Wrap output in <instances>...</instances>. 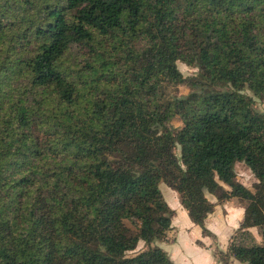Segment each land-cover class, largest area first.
I'll list each match as a JSON object with an SVG mask.
<instances>
[{
    "label": "trees",
    "instance_id": "1",
    "mask_svg": "<svg viewBox=\"0 0 264 264\" xmlns=\"http://www.w3.org/2000/svg\"><path fill=\"white\" fill-rule=\"evenodd\" d=\"M261 106L264 0H0V264H174L162 184L264 264Z\"/></svg>",
    "mask_w": 264,
    "mask_h": 264
},
{
    "label": "crops",
    "instance_id": "2",
    "mask_svg": "<svg viewBox=\"0 0 264 264\" xmlns=\"http://www.w3.org/2000/svg\"><path fill=\"white\" fill-rule=\"evenodd\" d=\"M175 198L176 197H174L173 200V208L169 205L176 212V215L173 218V223H172L173 232L171 234L170 242H165L170 246L171 245L175 246L173 248L176 249L172 251L173 253L172 257L174 260H176L175 262L177 264H223L219 262L218 258L215 255V251L217 249L223 252L227 251L231 237L235 234L236 230L240 227L243 221L244 209L240 207H236L232 203H228L225 206L219 207L216 213L209 217L210 226L209 228L208 227L207 228L216 237V245H214V243L212 242L213 238L203 236L202 229L191 221L187 210L181 205L179 198L176 200ZM211 200L213 202L216 201L213 197L211 198ZM179 213H181L183 219V224L181 225L178 219ZM230 217L233 220L232 222L235 223L233 226H231L232 229L228 228L227 220L228 219L230 220ZM214 220H217V222L220 224V225L218 224V227L214 224ZM252 229L255 230V228ZM252 229H250V232H252ZM233 231L234 233H232ZM255 234L258 238V241L260 242L261 239L259 233H257L256 231ZM183 239H189V242L191 244H195L197 246V248H194L195 258L187 259L183 255V250L181 247V240ZM198 241H200L203 244V246L199 245ZM230 264H242V263L233 260Z\"/></svg>",
    "mask_w": 264,
    "mask_h": 264
},
{
    "label": "rangeland",
    "instance_id": "3",
    "mask_svg": "<svg viewBox=\"0 0 264 264\" xmlns=\"http://www.w3.org/2000/svg\"><path fill=\"white\" fill-rule=\"evenodd\" d=\"M178 68L180 70V72L184 75V77H194L197 73V70L194 69V68H191L185 64H183L182 62H179L178 63ZM189 92V89L187 87H180L179 88V95H186L188 94ZM262 109H264L263 106H261ZM174 125L175 126H181V122L179 121V119H176L174 120ZM237 172L239 174V179L242 181V183L248 187V188H251L252 187V184H253V177H252V173L250 171V169H248L246 166H244L243 164H238L237 165ZM251 173V174H250ZM161 191L163 193V196L165 198V200L167 201V203L173 208V200H174V197L175 200L178 199V195L175 191L171 190L170 188H168L166 185L162 184L161 185ZM176 195V196H175ZM178 219H179V223L180 225L183 224V219H182V216H181V213H179V216H178ZM232 218L230 217V220L228 219L227 222H228V228H231V226H233L235 223L232 222ZM210 224V219H208L207 221V227L209 228V225ZM214 224L218 227V222L217 220H214ZM220 225V224H219ZM232 229V228H231ZM237 229V227H236ZM259 228H255L252 229V232H251V235H252V238L254 239V241H258V238L255 234V232L257 231V233H259ZM188 233V232H187ZM234 233V231L232 232ZM212 241V240H211ZM214 243V245H216V239H213L212 241ZM247 242V241H246ZM252 241H248L247 243L248 244H252L251 243ZM161 244H164V245H161ZM143 244H141L140 247H142ZM159 245L164 248L166 250V252L168 253L170 259L173 261L174 264H177L173 259L172 255V251L176 248H173L175 246H170L168 245L167 243H159ZM181 247H182V250H183V255L187 258V259H191V258H195V251H194V248H197V246L195 244H191L189 242V239H183L181 240ZM174 254H175V251H174Z\"/></svg>",
    "mask_w": 264,
    "mask_h": 264
}]
</instances>
